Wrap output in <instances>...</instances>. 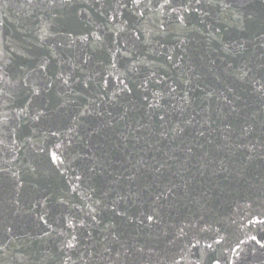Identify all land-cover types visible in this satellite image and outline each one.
Instances as JSON below:
<instances>
[{
  "label": "water",
  "instance_id": "95a60500",
  "mask_svg": "<svg viewBox=\"0 0 264 264\" xmlns=\"http://www.w3.org/2000/svg\"><path fill=\"white\" fill-rule=\"evenodd\" d=\"M0 264H264V0H0Z\"/></svg>",
  "mask_w": 264,
  "mask_h": 264
}]
</instances>
